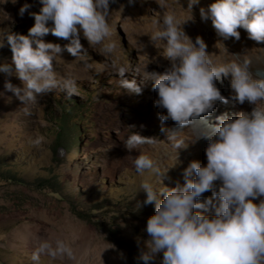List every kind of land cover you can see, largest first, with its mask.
Masks as SVG:
<instances>
[{
  "label": "rangeland",
  "instance_id": "1",
  "mask_svg": "<svg viewBox=\"0 0 264 264\" xmlns=\"http://www.w3.org/2000/svg\"><path fill=\"white\" fill-rule=\"evenodd\" d=\"M215 2L199 0L193 6L192 19L184 12L188 0H179L182 9L175 0H135L132 4L117 0L110 4L107 22L113 32L111 39L119 45L118 52L100 54L102 45L89 46L81 32L87 62L94 63L93 69L63 51L53 61L54 70L58 79L75 78L76 92L69 98L57 89L39 98L38 104L28 105L30 114L25 113L23 102L4 87L6 82L23 87L14 65L11 76L0 72V264H36L31 255L39 243L49 241L54 246L56 240L68 243L76 258L53 260L42 255L39 264H144L139 256L146 250L145 229L147 220L155 214V205L143 204L146 193L141 184L147 180L157 191L160 186H183V173L191 162L207 165L205 149L209 143L205 138L198 139L196 129L187 128L178 134L187 147L176 151L168 141L167 131H161L162 127L178 129L171 120L161 124L158 116L166 115V110L155 106L158 94L153 90V81L146 80L147 72L164 74L170 67L163 55L164 43L155 45L151 41L158 27L152 18L160 19L169 11L181 21L190 19L183 25L185 34L193 43L197 36L210 41L222 64L247 57L254 73L264 71V44L248 39L242 28L238 29L239 41L225 40L217 35L211 19L201 20L200 9L207 12ZM26 3L30 7L21 17L19 9ZM41 7L39 0H0V43H4L0 64H12L7 35H28L35 23L30 13L39 14ZM46 26L51 28L52 22ZM42 39L62 49L70 43L51 33ZM105 62L126 67L128 72L123 78L136 80L142 94H129L121 88V77L111 69L105 70ZM230 79L216 82L229 103H216L213 112L205 117L210 124H216L222 115L234 119L241 111L250 113L254 107L231 101ZM80 108L82 115L75 122L78 138L66 147L55 148L62 113L66 109L78 112ZM132 132L154 137L160 143L129 152L124 141ZM37 137L42 138L41 144L32 146L30 138ZM139 154L149 156L161 170L167 169L161 185L147 172H136L134 159ZM209 197L211 192H206L198 202ZM206 214L214 215V211ZM162 258L163 254H158L149 264H160Z\"/></svg>",
  "mask_w": 264,
  "mask_h": 264
},
{
  "label": "clouds",
  "instance_id": "2",
  "mask_svg": "<svg viewBox=\"0 0 264 264\" xmlns=\"http://www.w3.org/2000/svg\"><path fill=\"white\" fill-rule=\"evenodd\" d=\"M42 7L39 14L30 13L35 23L28 35L9 34L7 44L12 52V64H0V72L15 75L23 87L6 82L5 89L13 93L25 105H36L42 98L59 89L71 98L77 90L75 78H57L53 61L63 51L76 60L84 62L91 70L94 63H88L80 34L89 46L100 47V54L108 56L117 53L119 45L111 39L113 32L107 19L110 4L117 0H39ZM135 0H129V4ZM199 0H188L187 11L192 19L193 6ZM176 6L181 8L179 0ZM24 4L19 15L29 9ZM182 9V8H181ZM202 21L211 19L218 36L227 40H240L238 29H244L248 39L264 44V0H216L206 12L200 9ZM174 12L165 11L160 19L152 18L158 26L150 38L156 45L163 42V55L170 62L164 74L148 73L153 81V90L158 99L155 106L166 110L158 116L161 124L171 120L178 130L167 131L168 141L177 151L187 147L178 134L187 128L196 129L198 139L209 141L205 154L207 165L193 161L183 173L184 184L174 188L159 187L145 180L141 184L146 193L144 205H155V214L147 220L148 240L139 259L144 264L154 261L163 254L160 264H264V71H252V61L245 57L241 61H230L217 65L207 53V45L197 36L195 43L185 34L183 25ZM52 22V27L46 25ZM51 33L57 38L70 41L62 49L59 44L46 43L42 39ZM4 43H0V48ZM105 70H113L121 77L120 87L129 94L141 95L142 88L136 80L123 77L128 69L105 62ZM231 77L230 97L234 104L253 105L252 111H241L234 119L222 115L216 124H210L205 117L215 109L216 103H229L216 86L222 78ZM32 146H39L42 138H30ZM160 143L154 137H145L132 132L124 141L129 152L144 145ZM138 174L155 177L162 184L161 177L166 170L145 154L134 159ZM219 182V187L217 183ZM211 192L203 203L202 195ZM163 196V199L159 197ZM259 200V203L254 201ZM214 211V215H207ZM42 255L51 259H75L73 248L62 240L55 245L41 241L31 255L39 264Z\"/></svg>",
  "mask_w": 264,
  "mask_h": 264
},
{
  "label": "trees",
  "instance_id": "3",
  "mask_svg": "<svg viewBox=\"0 0 264 264\" xmlns=\"http://www.w3.org/2000/svg\"><path fill=\"white\" fill-rule=\"evenodd\" d=\"M81 115V108L78 110V112L75 109L64 110L59 120V127L55 132V139L53 143L55 148L66 147L71 143V140L75 141L78 138V127L75 122L79 120Z\"/></svg>",
  "mask_w": 264,
  "mask_h": 264
},
{
  "label": "bare ground",
  "instance_id": "4",
  "mask_svg": "<svg viewBox=\"0 0 264 264\" xmlns=\"http://www.w3.org/2000/svg\"><path fill=\"white\" fill-rule=\"evenodd\" d=\"M205 40V39H204ZM205 43H206V45H207V50H209V52L211 51V52H213V54H214V57H213V62L215 63V64H217V65H220V64H222L221 63V61L218 59V55H216L215 53H218L215 49H214V47L212 46V44H211V42L210 41H208V40H205L204 41ZM233 61V60H232ZM253 71V70H252ZM217 88L220 90L221 89V87H219V86H217Z\"/></svg>",
  "mask_w": 264,
  "mask_h": 264
}]
</instances>
